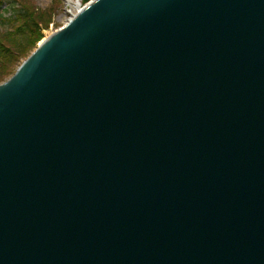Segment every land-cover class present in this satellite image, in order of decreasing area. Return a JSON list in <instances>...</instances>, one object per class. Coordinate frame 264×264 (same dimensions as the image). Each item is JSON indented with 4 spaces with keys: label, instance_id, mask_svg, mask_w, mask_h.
Returning a JSON list of instances; mask_svg holds the SVG:
<instances>
[{
    "label": "water",
    "instance_id": "95a60500",
    "mask_svg": "<svg viewBox=\"0 0 264 264\" xmlns=\"http://www.w3.org/2000/svg\"><path fill=\"white\" fill-rule=\"evenodd\" d=\"M0 264H264V0H89L0 83Z\"/></svg>",
    "mask_w": 264,
    "mask_h": 264
},
{
    "label": "trees",
    "instance_id": "16d2710c",
    "mask_svg": "<svg viewBox=\"0 0 264 264\" xmlns=\"http://www.w3.org/2000/svg\"><path fill=\"white\" fill-rule=\"evenodd\" d=\"M0 28L5 32L0 38V76L10 68L13 60L35 44L37 23L20 0H0ZM8 67V68H7Z\"/></svg>",
    "mask_w": 264,
    "mask_h": 264
},
{
    "label": "rangeland",
    "instance_id": "374dc122",
    "mask_svg": "<svg viewBox=\"0 0 264 264\" xmlns=\"http://www.w3.org/2000/svg\"><path fill=\"white\" fill-rule=\"evenodd\" d=\"M21 4L31 12L37 23L38 32L33 39L35 44L29 50L13 60L9 69L0 76V83L11 77V75L21 66V64L32 54L40 42L45 39L46 34L52 35L64 26L77 11L76 0H20ZM89 0H80L81 8ZM5 32L0 28V38L3 41ZM8 68V67H7ZM1 71V68H0Z\"/></svg>",
    "mask_w": 264,
    "mask_h": 264
},
{
    "label": "bare ground",
    "instance_id": "6f19581e",
    "mask_svg": "<svg viewBox=\"0 0 264 264\" xmlns=\"http://www.w3.org/2000/svg\"><path fill=\"white\" fill-rule=\"evenodd\" d=\"M67 4H69V1L68 0H64ZM75 5H77V11H76V13L81 9V5H80V0H76L75 1ZM47 37H49V34H46V36H45V39L47 38Z\"/></svg>",
    "mask_w": 264,
    "mask_h": 264
}]
</instances>
